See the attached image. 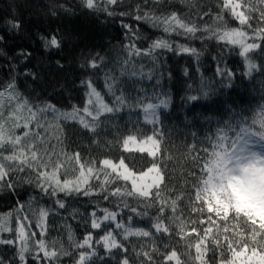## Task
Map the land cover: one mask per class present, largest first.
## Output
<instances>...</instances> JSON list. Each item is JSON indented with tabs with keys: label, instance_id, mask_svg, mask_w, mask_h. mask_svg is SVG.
<instances>
[{
	"label": "snow or ice",
	"instance_id": "obj_1",
	"mask_svg": "<svg viewBox=\"0 0 264 264\" xmlns=\"http://www.w3.org/2000/svg\"><path fill=\"white\" fill-rule=\"evenodd\" d=\"M145 4L148 0H144ZM81 3L93 11H103L108 16H115L116 12L112 6H119L121 0H81ZM153 3H163V0H153ZM223 7L230 11L232 17L241 25L251 28L254 14L258 24L264 22V0H223ZM134 19L137 22L150 24L152 27H163L165 32H176L177 34L194 37L198 31L213 32L208 26L203 28L197 24H190L176 12L167 14H156L155 11H143L141 5H136ZM210 13L205 12L204 15ZM121 16H129L131 13L122 12ZM216 19L224 23L221 16ZM13 29H19L18 22L11 23ZM130 43L125 45L127 58L124 64L130 63L135 57H150L154 62L157 60L154 54L157 49L173 50L171 45L165 41H154L148 49L142 50L136 47L135 40L139 39L137 31L132 25L122 24ZM179 30H183L180 32ZM254 38L264 40V27L253 29ZM220 40H227L231 44H239L240 55L245 58L247 64L246 75H251L253 70L259 67L249 59L248 54L260 49V55L264 56V48L261 44L246 43L247 33L235 28H226L222 32H213ZM3 38L0 37V40ZM46 49L59 48L60 41L55 37L43 39ZM176 52L190 53L199 57L196 49L178 46ZM27 59L31 54L22 53ZM104 58L93 57L87 67L99 69ZM58 67H63L57 61ZM85 67V65H81ZM143 68V66H142ZM11 79L0 85V191L16 193L23 185H28L38 191L42 197L52 198L58 209H65V200L58 198L63 193L65 197L82 196L97 197L98 200L118 201L117 209L98 208L102 216H97L93 211L90 227L100 229L104 222L114 223L115 229H119L117 239L113 231L105 232L97 243L107 250L108 254H119L121 259L118 264H135L130 259L125 241L132 237L148 238L151 248L142 246L135 253L139 264H184L181 256L168 244L163 245V250L157 245L160 237L171 241L173 235L180 237L186 242V247L195 249V262L199 264H211L215 258L218 264H264V152L256 151L257 145L264 147V106L260 108L258 116L251 118H233L224 122L222 127L205 136L201 143H208L211 149L204 147L198 149L197 135L190 133L193 143L187 146L186 162L190 161L192 168H199L200 175L197 177L195 171L189 170L188 177H195V181L189 183L185 178L184 184L179 188L170 187L167 162L174 158L168 156L162 160L158 153L160 145L165 139L161 130L163 124L160 121L158 108H166L167 99L160 100L158 104H143L148 99V94L141 87L138 91L144 93L143 97H130L125 94L119 86L117 77L105 73V87L111 95L112 105L104 101L101 93L97 91L91 78L81 80V85L86 88V103L83 109L73 106L72 110L61 111L51 103L31 104L24 98L16 86V66L11 68ZM26 77L37 79V73L27 70L23 73ZM127 73L121 72V76ZM185 69V75H187ZM216 74L222 78L227 77L229 81L233 73L225 67L217 66ZM137 73L132 72L129 78L135 77ZM155 75L153 70L139 74L140 79L152 80ZM163 74H161L162 76ZM160 83V79L156 80ZM119 92V94H117ZM167 95V94H166ZM201 98L198 95H189L190 101ZM135 100V103L132 101ZM142 107L144 120L153 124V135L140 142L139 152H147L152 157L151 167L146 171L136 173L132 171L125 160L121 158L119 163L111 159H103L99 163L100 168L95 167L94 161L81 163V154L75 152L68 155L63 152V136L61 121H76L82 128L87 129L94 136L100 134L101 126L107 124L106 114L119 113L124 108L135 109ZM26 113V114H25ZM83 113V114H81ZM51 116V120H49ZM105 119H101V117ZM87 117V118H86ZM90 118V119H88ZM54 122V123H53ZM16 129H22V134H16ZM55 139L56 143L51 144ZM137 137L128 135L122 141L125 151H131L129 142H135ZM93 143H98L96 140ZM151 145V146H147ZM60 149L59 151L57 149ZM202 151V157L199 152ZM75 162L79 165V176L76 180H61V175H67L69 165ZM90 164L85 172V165ZM110 169V171H109ZM101 176L103 177L101 179ZM95 179L96 184L89 181ZM123 181V185H117ZM130 183L131 187L127 185ZM116 185V186H114ZM131 198L136 206L129 204ZM35 201L36 197L30 198ZM143 205V208L139 206ZM24 205H18L23 210ZM156 208L157 214L151 224L152 230L135 227L132 223L133 216L147 217L148 209ZM128 210V222L122 221L121 213ZM187 212V215L185 214ZM0 217V233H13V239L0 238V244L16 247V258L19 264H28L29 257L35 264H59L61 257L73 256V253L63 248H57V242H47L40 239L30 244L29 241L36 236L31 232V220L27 215L16 217V226L12 227L9 217ZM48 210L40 209L35 226L40 229L41 237L47 231L46 217ZM120 217L121 219H118ZM194 217V218H193ZM166 221H168L166 223ZM156 234H159L157 237ZM71 239V235H69ZM77 249H84L73 257L74 264H90L96 258L92 234L88 233L83 242L75 244ZM113 250H116L114 253ZM226 253H230L229 256ZM157 257L159 260L157 261ZM0 264L5 260L0 258ZM16 264V260L9 261Z\"/></svg>",
	"mask_w": 264,
	"mask_h": 264
},
{
	"label": "trees",
	"instance_id": "obj_2",
	"mask_svg": "<svg viewBox=\"0 0 264 264\" xmlns=\"http://www.w3.org/2000/svg\"><path fill=\"white\" fill-rule=\"evenodd\" d=\"M138 4L142 6L143 11H155L157 15L176 12L186 22L202 28L208 26L213 32H222L225 27L239 29L248 34L246 43H252L255 39V42L264 48V40L254 38L253 29L262 27V23L257 22L256 14L251 21V28H248L234 19L230 11L224 9L223 0H163V3L148 0L147 4L144 0H121L119 6H112L116 12L115 16L88 9L81 0H0V37L3 38L0 40V85L11 79V68L15 65L16 86L20 94L31 104L51 103L61 111L70 112L73 106L84 108L87 99L86 88L80 82L86 78H91L104 101L111 106L113 98L105 87V73L117 77L119 86L130 97H143L144 93L138 91L142 87L148 94V99L143 100L145 105L158 104L160 100L167 99L168 106L157 109L163 124L161 130L165 134L158 155L162 160H167L168 156L174 158L167 162L169 186L179 188L184 184L185 178L189 183L195 181V177L186 175L189 170L195 171L197 177L200 175L199 168H192L190 161L186 162L187 146L194 142L190 133L197 135L198 149H211L210 144L201 143L207 134L233 118H251L259 115L260 108L264 106V56L259 54L260 49L248 54L259 70H253L250 76L246 75L247 64L245 58L240 55L239 44L220 40L213 32L198 31L192 37L171 31L165 32L163 27L155 28L148 23L137 22L134 15ZM122 12L132 15L121 16ZM205 12L210 14L204 15ZM218 15L224 22L220 28L216 27L221 24L216 19ZM16 22L20 24L18 30L11 27V23ZM125 23L132 25L139 35V39L135 40L136 47L145 50L154 41H165L173 50L157 49L154 53L157 57L155 62L144 56L135 57L130 63L124 64L123 61L127 58L125 45L130 43L127 30L122 27ZM52 37L60 41L61 46L46 49L43 39ZM178 46L196 49L199 57L176 52ZM22 53L31 55L25 59ZM97 55L104 58L101 67H87ZM57 61L63 67H58ZM82 64L85 67H82ZM218 65L226 66L227 70L233 73L230 81L227 77L222 78L216 74ZM150 69L155 72L152 80L139 78L141 70L147 73ZM27 70L37 73V79L26 77L23 73ZM122 71L127 74L121 76ZM132 72L137 75L129 78ZM158 78L159 84L156 83ZM189 95H198L201 98L190 101L187 99ZM132 102L135 103V100ZM106 116L109 122L101 126L98 136L82 128L76 121H61L63 152L68 155L79 152L81 163L94 161L96 168L101 167L99 162L103 159H111L118 164L121 158L137 174L151 167L153 158L148 156L147 152L137 151V148L130 145L132 142H129L131 151H125L122 147V141L128 135L136 136V142L139 144L153 135L156 126L144 120L142 107L124 108L114 116ZM101 119L105 117L102 116ZM22 131L15 130L18 135L22 134ZM94 140L98 143H93ZM199 154L204 156L202 151ZM89 166L91 165L86 163L85 172ZM68 167V174L61 175L60 179L76 180L79 176V165H75L73 161ZM89 183L96 184L97 181L91 179ZM123 184V181L117 182V185ZM127 186L130 188V183ZM33 196L36 197L35 201L30 200ZM58 198L65 200V209H58L52 198L42 197L28 185L21 186L16 193L0 191V217L11 213L9 223L15 227L17 214L20 215L23 210L27 214L34 212L31 218L35 220L38 211L46 209L49 212L46 217L47 231L44 237L37 234L36 239L29 241L30 244L42 238L49 243L56 241L57 248L62 246L73 253V256L61 257L59 264H74L73 257L78 258L79 252L84 251L77 249L75 244L83 242L85 236L91 233L97 256L90 264H118L121 256H110L102 243L97 241L109 230L120 240V230L115 229L114 223L109 222H104L107 227L102 225L100 229L90 227V214L93 211L97 212V216H102L98 208L118 210V201L113 200L110 203L98 200L97 197H65L63 193L59 194ZM128 202L136 206V202L131 198ZM18 205H24L22 211L18 209ZM139 207L143 208V205ZM129 214L127 209L121 213L124 223L128 222ZM156 214V208L148 209L147 217L133 216L132 223L135 227L154 232L151 224ZM185 214L187 215V212ZM156 235L159 237V234ZM0 238L13 239L14 235L2 232ZM19 243L16 242V247ZM124 243L130 259L135 264H139V261L133 248L135 247V251H139L142 246L151 248L148 238L132 237ZM165 244L174 248L178 255L187 253L181 256L184 264H194L195 249L187 248L186 242L179 236L173 235L171 241L163 237L157 240L161 250ZM16 247L0 244V258L5 260V264L13 260L19 264L15 255ZM226 255L230 258V253ZM156 259L158 261L159 257ZM218 259H213L211 264H218ZM28 264L35 262L29 257ZM42 264L48 262L43 261Z\"/></svg>",
	"mask_w": 264,
	"mask_h": 264
},
{
	"label": "rangeland",
	"instance_id": "obj_3",
	"mask_svg": "<svg viewBox=\"0 0 264 264\" xmlns=\"http://www.w3.org/2000/svg\"><path fill=\"white\" fill-rule=\"evenodd\" d=\"M262 23V27H264V22H261ZM49 120H51V116H49ZM54 123V122H53ZM61 123V122H60ZM56 143V140L55 139H53L52 141H51V144H55ZM132 147H134V148H138V146H139V143L138 142H132L131 144H130ZM147 146H150V145H147ZM58 150V149H57ZM256 151H260V152H264V147H261L260 145H257V147H256V149H255ZM59 151V150H58ZM20 215L21 216H23V215H27V216H29V218H30V220H31V228H30V231L31 232H35L36 233V235L38 234L39 236H41L40 235V229L39 228H37L36 226H35V224H36V219H37V217H38V215H39V211H38V213H37V217H36V219L35 220H32V218H31V216H34V212H28V214H27V212H25L24 210H23V212H21L20 213ZM37 237L35 236V237H33V239H36Z\"/></svg>",
	"mask_w": 264,
	"mask_h": 264
}]
</instances>
